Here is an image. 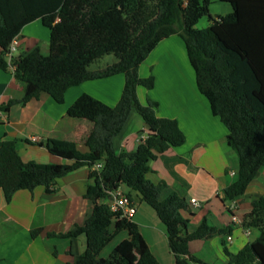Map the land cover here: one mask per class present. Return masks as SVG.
<instances>
[{
  "label": "trees",
  "instance_id": "trees-1",
  "mask_svg": "<svg viewBox=\"0 0 264 264\" xmlns=\"http://www.w3.org/2000/svg\"><path fill=\"white\" fill-rule=\"evenodd\" d=\"M233 10L213 17L210 0H0V68L11 70L5 54L15 37L28 23L41 19L49 28V53L40 46L17 54L15 77L23 82L24 94L0 106L7 113L16 102L26 104L47 92L58 103L65 101L67 90L84 81L125 74V85L117 105L111 106L89 93L81 94L68 108V114L93 122L81 152L75 142L48 138L53 154L72 163L24 161L16 139L0 137V186L10 202L20 189L34 190L44 185L53 191L56 178L81 166L101 162L100 170H91L95 183L86 195L94 202L92 214L84 225L50 236L76 237L85 234L86 249L69 264H161L141 235L136 222L121 216L107 202L108 191L125 184L151 205L166 225L174 264H213L191 253L193 240L231 234L232 228H218L207 219L193 232L184 235L189 218L187 200L173 191L166 198V182L154 183L147 174L148 161L186 142V135L175 118L160 117L158 102L142 103L138 87L151 89L155 75L142 77L140 65L165 38L180 35L187 48L197 85L207 97L212 112L228 128V142L239 157L237 179L222 190L224 202L243 195L264 167V0H222ZM208 16L209 25L197 27ZM114 54L117 60L103 68L90 66L100 58ZM12 71V70H11ZM132 110L148 124L150 133L132 151L117 152L114 138L121 132ZM247 226L259 229V236L237 252L225 246L227 264H264V196L252 201L243 217ZM114 229L110 231L111 225ZM130 237L121 241L108 258L101 251L122 230ZM42 228L32 229L36 237Z\"/></svg>",
  "mask_w": 264,
  "mask_h": 264
},
{
  "label": "crops",
  "instance_id": "crops-1",
  "mask_svg": "<svg viewBox=\"0 0 264 264\" xmlns=\"http://www.w3.org/2000/svg\"><path fill=\"white\" fill-rule=\"evenodd\" d=\"M220 2L224 1L210 0L213 17L233 10L232 6L219 5ZM213 5L217 6L215 11ZM40 36H49L41 19L25 25L16 37L18 54L36 46L48 54L49 46L40 45ZM116 60L90 68L100 69ZM139 73L142 77L150 73L155 75L153 88L138 87L140 101L146 104L149 99L156 100L157 115L177 119L187 137L184 144L165 152L155 148L157 156L148 161L151 170L147 177L154 183L166 182L162 198L176 191L187 200L189 209L182 211V215L189 218L188 225L183 228L184 235L197 229L204 219L218 228H232L231 240L227 237L229 234H225L193 240L189 244L191 253L205 262L227 264L225 246L231 252H237L260 234L256 227L234 222L233 215L243 220L252 208V201L264 196V167L243 195L231 201L222 200V190L238 177L239 157L228 142V128L212 112L209 100L199 90L195 70L180 35L174 34L160 41L140 65ZM124 85L125 74L118 73L69 88L63 103L42 92L26 104L14 103L7 113L0 108V137L16 139L17 149L26 162L72 163L74 160L49 151L48 138L73 141L81 152H88L86 139L94 124L85 118L71 117L68 108L83 93L115 106ZM23 94V82L13 71L0 68V106L22 98ZM149 133L148 124L132 110L123 129L114 138V148L117 152L132 151ZM91 170L84 165L56 178L50 193L44 185H38L32 191L20 189L10 202L5 200L0 186V264H69L76 260L86 249V235L59 237L49 233H65L76 225H84L92 214L94 202L86 196L95 183ZM120 186L126 192L130 191L125 184ZM132 197L137 211L130 219L138 224L142 237L160 263L174 264L175 255L169 245L166 225L137 192L132 191ZM193 200L199 201L200 206H195ZM100 202H106V199ZM38 227L42 230L33 237L32 229ZM113 229L112 224L110 231ZM129 237L127 229L120 231L100 256L108 258L116 246Z\"/></svg>",
  "mask_w": 264,
  "mask_h": 264
},
{
  "label": "built area",
  "instance_id": "built-area-1",
  "mask_svg": "<svg viewBox=\"0 0 264 264\" xmlns=\"http://www.w3.org/2000/svg\"><path fill=\"white\" fill-rule=\"evenodd\" d=\"M17 48H18V41L15 37V39H13V41L11 42L5 54V57L12 71L15 70L16 68L14 61H15V57L17 56V54H15V52L17 51ZM102 166H103L102 163L99 162V163L94 164L92 169L100 170ZM106 202L111 207L112 210L122 212L121 216H125L127 218H131V216L135 214L137 211V207L134 204V201L129 198V196L127 195V192L123 190L121 186H118L117 188H114L108 191V197L106 198ZM192 203L195 206H200V202L197 200H193ZM233 221L242 223V220L236 215H233ZM227 237L230 240L232 239L231 235H228Z\"/></svg>",
  "mask_w": 264,
  "mask_h": 264
},
{
  "label": "rangeland",
  "instance_id": "rangeland-1",
  "mask_svg": "<svg viewBox=\"0 0 264 264\" xmlns=\"http://www.w3.org/2000/svg\"><path fill=\"white\" fill-rule=\"evenodd\" d=\"M225 5V6H231L230 3L228 2H220L219 5ZM221 5V6H222ZM215 7H217L216 5L214 6L213 5V9L215 11ZM213 15H214V12H212ZM208 23H210V19L208 16H204L200 19L199 23L197 24V27L199 28H203V27H206L208 25ZM43 25V23H42ZM43 27L49 32V36L47 37H44V36H40V45L41 46H49V37H50V30L49 28H47L46 26L43 25ZM15 54H18V51L15 52ZM114 58V59H113ZM116 56L114 54H108V55H105L104 57L100 58L99 60L95 61L92 65H91V68H96L98 66H103V65H106L107 63H110L112 62L113 60H115ZM96 70V69H95ZM151 74V73H150ZM147 77V76H146Z\"/></svg>",
  "mask_w": 264,
  "mask_h": 264
}]
</instances>
